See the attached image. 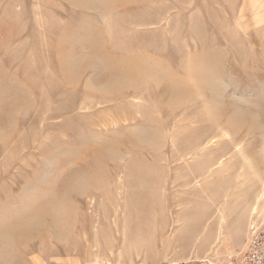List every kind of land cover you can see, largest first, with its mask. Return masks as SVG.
I'll return each instance as SVG.
<instances>
[{
    "label": "rangeland",
    "instance_id": "rangeland-1",
    "mask_svg": "<svg viewBox=\"0 0 264 264\" xmlns=\"http://www.w3.org/2000/svg\"><path fill=\"white\" fill-rule=\"evenodd\" d=\"M256 14L249 0H0V264H170L161 233L216 208L179 149L223 131L189 162L231 155L214 174L216 197L230 188L226 240L209 258L238 262L264 208Z\"/></svg>",
    "mask_w": 264,
    "mask_h": 264
},
{
    "label": "bare ground",
    "instance_id": "bare-ground-1",
    "mask_svg": "<svg viewBox=\"0 0 264 264\" xmlns=\"http://www.w3.org/2000/svg\"><path fill=\"white\" fill-rule=\"evenodd\" d=\"M256 13H257V10H256ZM254 21H255V24L257 26H260V24H259L260 20H254ZM185 93L183 92V94H185ZM222 133H223V135L220 134L221 136L220 135L219 136H217V135L213 136L212 135V136L206 137V138L202 137L203 139H200V137H199L197 139V141L192 143L188 148H186V146L184 145L185 148L184 149L181 148L182 151H181V149H179L180 150L178 152L179 159L181 161L185 162V164L187 166V172H188L187 174L189 176L194 177V180L197 184L196 194H194L195 198L198 199L199 201H201V199L204 200V198H205V200L209 201L208 202L209 204H211L212 206L215 205L216 208H215V211L210 213V212H207V210L204 206L200 207L199 213H197V215H195L194 219H191L192 223H191V220L187 221L188 217H186V216H184V217L180 216L179 217L178 216V218L174 221V226L176 225V226H179L182 228H180L179 230H176L175 233L172 232L169 237H166L164 235V232L161 233L162 235H160L161 236L160 238H161V241L163 244V247H162L163 252H162L161 256L164 260L167 259L168 254L172 253L173 256L176 257V259L173 262L176 263L180 260H183L185 258V255L187 254L186 257H188L190 255H194L196 257L194 259H196V260H199V261L207 260L209 263L213 264L212 261L214 258H209V255L211 254V252H216V256H217L219 253V248H221V246L223 245V243L226 240V233L224 231L223 225L226 222L227 211H226L224 206L228 205L229 199H231L230 198L231 194L229 193L230 188H228L226 191H224L221 197L220 196L216 197V195L219 194V190L218 191L215 190V187L217 186L218 183L216 182L214 174H215L216 168H217V170H223V172L226 171L225 170L226 158L230 157L231 155L228 154L229 152H226L223 155L222 154L219 155V158H216L218 156L211 157L213 155L212 153L210 154V157H209V155L207 156L205 154L206 157H208L207 158L208 161L206 160L204 163L202 162L199 165H197L195 167L197 170H195V171L191 167V164L193 162H198L200 160L201 155H204L203 153H205V152L210 153V151L214 150V148L217 145H219V143L223 139L226 140V137H228L229 133L227 132L228 133L227 134L224 131ZM194 138H197V137H194ZM224 151L225 150H223V152ZM189 156H191V157H189ZM203 157H205V156H203ZM201 159H203V158H201ZM189 161H193V162H189ZM203 161H204V159H203ZM260 200H261V202H262V200H264V185H263L262 193L260 195L258 194V196L256 198L257 204L259 203ZM255 206H257V205H255ZM250 213H251V210H249V203H247L248 217H249ZM214 219L218 220V223H217L218 232H216L215 229L211 227L212 221H215ZM165 223L166 222H164L161 225L162 231H164L165 226H167ZM189 227H192V230ZM185 229H186V231H185ZM185 234H186V237L182 236ZM182 237L186 238L185 242H184V240H182V239H184ZM95 238L97 240V237H95ZM150 238L151 239L148 238L145 241L148 244L150 243L149 245H152V247L155 249V246H156L155 234H153V236ZM182 241L184 243H188V246L185 247L183 252L181 253L179 249L182 248V245L180 246V243L182 244ZM128 246H129V244L127 245V248H128ZM110 247H111V245H110ZM169 250H170V252H169ZM243 252H241L240 255ZM138 253L139 252L137 251V256H139ZM127 254L129 255V253H127ZM175 255H177V256H175ZM101 257H102L101 255L96 254V256H95L96 262H98V260H100Z\"/></svg>",
    "mask_w": 264,
    "mask_h": 264
},
{
    "label": "built area",
    "instance_id": "built-area-1",
    "mask_svg": "<svg viewBox=\"0 0 264 264\" xmlns=\"http://www.w3.org/2000/svg\"><path fill=\"white\" fill-rule=\"evenodd\" d=\"M234 264H264V208L261 205L249 218L246 249Z\"/></svg>",
    "mask_w": 264,
    "mask_h": 264
},
{
    "label": "crops",
    "instance_id": "crops-1",
    "mask_svg": "<svg viewBox=\"0 0 264 264\" xmlns=\"http://www.w3.org/2000/svg\"><path fill=\"white\" fill-rule=\"evenodd\" d=\"M251 7L254 10H257V19L260 20V26L264 24V0H249ZM262 19V20H261ZM247 20H253L251 17H247ZM170 264H211L209 262L205 261H196V260H188L187 262L185 261H178V262H171ZM215 264V263H213Z\"/></svg>",
    "mask_w": 264,
    "mask_h": 264
}]
</instances>
